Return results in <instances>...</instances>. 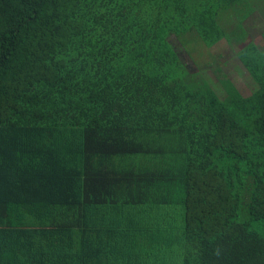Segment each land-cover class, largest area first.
<instances>
[{"label":"trees","instance_id":"16d2710c","mask_svg":"<svg viewBox=\"0 0 264 264\" xmlns=\"http://www.w3.org/2000/svg\"><path fill=\"white\" fill-rule=\"evenodd\" d=\"M250 19L264 0H0V264H264Z\"/></svg>","mask_w":264,"mask_h":264},{"label":"rangeland","instance_id":"374dc122","mask_svg":"<svg viewBox=\"0 0 264 264\" xmlns=\"http://www.w3.org/2000/svg\"><path fill=\"white\" fill-rule=\"evenodd\" d=\"M256 17H254V20ZM254 20L250 19V21L247 22L246 26L248 25V32L252 36H255L258 39H260L261 38L260 32L261 29H263L262 27L264 26V20L263 19L262 20L256 19V21ZM170 41L173 44V46L176 48V50H178L179 54L182 57L183 62L187 65L189 71L194 73L200 71L199 69L200 67L196 65L195 60L192 58V56L197 57L196 53H192V55H190V52H192L193 49H196L194 51H200L195 46V44L192 45L190 44L186 48H183L180 41L175 36H172ZM227 44L228 43L224 42L218 48H216V50H213L214 54L220 53V55L223 56L222 61L220 59L217 64L219 65L218 71L220 72V73L218 72L219 74L218 73L217 74L218 76L221 74L222 75L225 74L230 80L234 82L238 90L244 96H249L254 90V85L252 84V81L249 78L245 69L237 62V59L234 56V54L237 53V47L232 48ZM197 58L199 59V57ZM201 74L204 76V78L208 79L212 84H214L213 85L214 87L215 86L218 87L217 92L220 95V97H223L224 92L218 85H215L218 76H216V74L214 75V73H212L209 69H206V72L201 71Z\"/></svg>","mask_w":264,"mask_h":264}]
</instances>
